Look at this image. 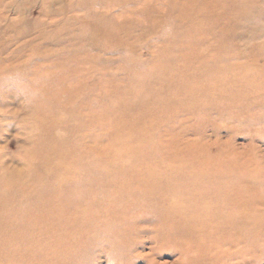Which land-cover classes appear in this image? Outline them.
<instances>
[{
  "label": "rangeland",
  "instance_id": "rangeland-1",
  "mask_svg": "<svg viewBox=\"0 0 264 264\" xmlns=\"http://www.w3.org/2000/svg\"><path fill=\"white\" fill-rule=\"evenodd\" d=\"M64 175L123 231L64 264H264V0H0V264Z\"/></svg>",
  "mask_w": 264,
  "mask_h": 264
},
{
  "label": "bare ground",
  "instance_id": "bare-ground-1",
  "mask_svg": "<svg viewBox=\"0 0 264 264\" xmlns=\"http://www.w3.org/2000/svg\"><path fill=\"white\" fill-rule=\"evenodd\" d=\"M90 181L91 179L85 176L75 177L64 175L63 177L56 178L53 183L50 182L52 183V187L49 188V191L46 193L37 192L32 195L21 193L20 206L35 208L34 216L36 217V228L35 232L32 233V239L36 241V244L33 245V247L30 246L31 249L29 247L28 250H24L23 252L18 249L17 255L19 259L28 254L30 264H64L66 262L64 259L67 254L66 251L69 252L71 248L73 252L82 251V246L88 243L92 236L100 235L102 237L103 240L99 241V244H103L102 242L105 243L104 240H106V242L110 241L111 244L114 243L113 241H116L115 238L121 235L119 232L123 231L117 230L116 237L114 234L117 228H115L114 225L111 226L108 224L109 226L107 228H102L100 224L103 221L107 223V220L96 218L97 214L102 210V206L114 207V203L107 201L106 197L101 196V192L95 191L94 189L91 191L90 188H87V186H90ZM56 187H58V190ZM148 196L149 195L140 196V198H138L139 204H149L147 202ZM120 197L122 198V196ZM117 199V203L115 204L116 208L125 207L128 203L122 201L120 198ZM224 205H229L226 198L218 199V206L220 207L217 209L222 210L221 207ZM218 206H210L209 210L211 211L213 207L215 208ZM21 210V212L24 211V209ZM178 211L179 207L175 202L174 205L170 206L169 215L177 216ZM220 215L221 217L224 216V219H226V215L229 214H224V212L221 211ZM46 216H48L49 219L45 220V223L40 224V219ZM232 218L233 215L229 217L230 220H232ZM81 221L86 222L80 225L79 222ZM68 227L70 228L67 229ZM84 238L86 241H83Z\"/></svg>",
  "mask_w": 264,
  "mask_h": 264
}]
</instances>
